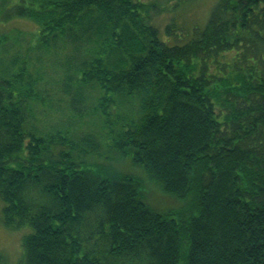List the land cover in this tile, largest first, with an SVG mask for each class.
<instances>
[{"label": "trees", "instance_id": "1", "mask_svg": "<svg viewBox=\"0 0 264 264\" xmlns=\"http://www.w3.org/2000/svg\"><path fill=\"white\" fill-rule=\"evenodd\" d=\"M173 1L0 0V45L10 23L34 40L0 56L2 223L27 229L22 264H264V0H218L187 37L156 24ZM35 49L65 56L69 107L88 100L100 132L40 125ZM147 181L182 204L156 210Z\"/></svg>", "mask_w": 264, "mask_h": 264}, {"label": "rangeland", "instance_id": "2", "mask_svg": "<svg viewBox=\"0 0 264 264\" xmlns=\"http://www.w3.org/2000/svg\"><path fill=\"white\" fill-rule=\"evenodd\" d=\"M143 1L148 2L150 0ZM173 2L176 4L179 3L178 8L158 15V17H156V24L164 33L165 25L171 22L172 18H176L175 23L185 28L182 30L181 35L187 37L193 34V30L196 27L205 25L213 6L218 0H174ZM28 26L33 27L31 24H28ZM15 28L17 30L20 28L24 31L20 23H10L3 30L4 33H8L10 39L2 38L1 40L0 56L2 60H11L12 56L15 55L18 50H21L22 53L26 55L28 52L26 49L30 46L31 40H33L30 35H22L19 38V36L11 32V30ZM29 55L32 65L37 66L43 73L44 80L46 81V83H40L48 94L47 103L38 108L40 125L48 130L57 127H70L80 130L81 133L90 130L99 131L97 130V125L101 123L99 120L100 115L99 113H87L90 104L88 100L84 105L86 113L83 118L73 113L72 108L69 107V96L65 94L64 84L59 80L60 78H58L57 75V73L66 66L64 65L66 61L65 56L60 52L40 49L31 51ZM230 57H234V53H232ZM70 60L73 61L71 58L69 61ZM71 91H73V89ZM83 91L89 100H92L93 96L96 94L94 90H90L88 87ZM114 164L117 167H124L125 170H132L139 176L142 173V169L133 167L128 161L123 163L115 161ZM144 191L149 205L158 211L176 208L182 204L181 201L166 195L163 190L152 181L146 182ZM3 207L4 202L0 198V264H22L23 237L27 233V229H7L2 223Z\"/></svg>", "mask_w": 264, "mask_h": 264}]
</instances>
